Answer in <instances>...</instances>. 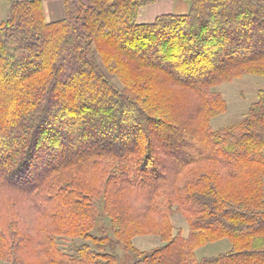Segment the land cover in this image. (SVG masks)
<instances>
[{
	"label": "trees",
	"instance_id": "trees-1",
	"mask_svg": "<svg viewBox=\"0 0 264 264\" xmlns=\"http://www.w3.org/2000/svg\"><path fill=\"white\" fill-rule=\"evenodd\" d=\"M9 1L2 264H119L120 248L129 264H264V88L240 120L209 124L226 109L214 84L264 74V0H184L150 21L140 9L157 0H62L56 20L43 0ZM139 234L162 243L140 250Z\"/></svg>",
	"mask_w": 264,
	"mask_h": 264
},
{
	"label": "rangeland",
	"instance_id": "rangeland-1",
	"mask_svg": "<svg viewBox=\"0 0 264 264\" xmlns=\"http://www.w3.org/2000/svg\"><path fill=\"white\" fill-rule=\"evenodd\" d=\"M188 4H189L188 1H184V0H157L152 5L142 7L140 9V16L138 17V19L139 21H150L153 20L156 14L162 12H169V11L178 12L184 10L186 6H188ZM9 5H10V1H9ZM60 18L62 17L56 19H60ZM163 63L165 65L168 64L164 61ZM64 68L66 71L65 76L69 77L71 72L70 65L66 63ZM105 73L116 85L122 87V83L115 75L108 74L107 71H105ZM62 80L65 79L62 78ZM261 88H264V74H254V73H243L240 74L239 76L233 77L230 80H226L221 83L214 84L210 88V90L219 94V96L225 101L226 109L222 113L216 116H212L210 118L209 124L212 126V128L215 129L222 125H227L232 122H236L240 120L245 114H247L248 108L257 99V90ZM118 107H115L116 116L118 115ZM190 108H191V104H187L186 102H183L174 105V108L170 109V111L184 114L188 112ZM10 136L11 139H14L16 136H18V131H13L10 134ZM171 222L174 226V230L181 229L182 233L184 235H187L188 224L186 219L183 217V215L180 212H173L171 214ZM95 232L96 231L93 230V233ZM81 241L82 239H78V238L75 239V243H80ZM133 242L138 249L148 250L155 246L160 245L162 243V240L156 234H141V235L139 234L133 237ZM60 243L62 242L60 241ZM228 243L229 240L226 238L224 240L216 241L214 243L210 242L199 247L196 250V252L199 257L203 255L216 254L218 252L224 251L228 247ZM118 252L121 256L119 264H129L131 257L129 255L128 257L126 255L127 253L125 254L121 250V248L118 249ZM0 264H2L1 260H0Z\"/></svg>",
	"mask_w": 264,
	"mask_h": 264
},
{
	"label": "crops",
	"instance_id": "crops-1",
	"mask_svg": "<svg viewBox=\"0 0 264 264\" xmlns=\"http://www.w3.org/2000/svg\"><path fill=\"white\" fill-rule=\"evenodd\" d=\"M43 8H44V14L48 20H54L56 18L62 17L64 14V7L62 0H43ZM8 12H9V0H0V24L7 18Z\"/></svg>",
	"mask_w": 264,
	"mask_h": 264
}]
</instances>
